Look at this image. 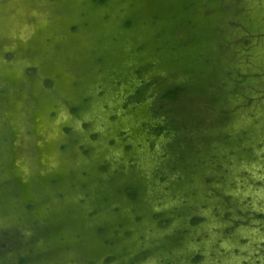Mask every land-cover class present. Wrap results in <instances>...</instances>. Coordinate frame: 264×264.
Returning <instances> with one entry per match:
<instances>
[{
  "label": "water",
  "instance_id": "water-1",
  "mask_svg": "<svg viewBox=\"0 0 264 264\" xmlns=\"http://www.w3.org/2000/svg\"><path fill=\"white\" fill-rule=\"evenodd\" d=\"M32 1L37 7L32 14H28L26 10L22 11L26 14L24 19L22 17L18 19L22 13L19 11V14L9 15L10 18L0 19L4 21L0 22V44L4 39L7 40L0 51V232L3 229L19 230L25 235L24 243L20 247L10 252L8 256L0 255V264H12L11 262L25 257V254L26 258H29L26 264H102L109 256L116 258L114 264H129L132 258L142 251L155 252L152 249L161 246L164 238L170 235L173 229L166 234H160L154 226L143 224L140 227L129 228L128 238L124 237L123 229L118 231L111 247L104 245V241L112 240V229L107 230L102 238L96 235V229L101 223L111 221L105 219L104 214L100 212L102 198L109 205V210L121 204L120 211L129 225L131 223L129 214L132 209L130 205L125 204L126 202L117 201L114 195L129 182V179L125 176L124 179L111 178L110 182L107 180L120 164L125 166L127 157L118 140L117 148H109L106 144L107 140L116 135V128L112 127L108 136L102 131L98 132V125L106 123L111 110L109 105L107 111L101 112L99 105L111 101L114 94L110 83L115 78L125 83L117 91V97L122 98L135 87L134 83L129 84V78L131 72L140 64L152 65L149 78L168 77L171 72L178 70L184 56L190 59L192 55L195 57L203 52L204 45L200 44L195 49L173 57L165 50L154 52L164 42V38H154L167 25V15L164 13L167 10L172 12L176 10L181 0H107L102 7H93L90 0ZM6 11L0 9V14ZM155 12L164 15L155 26H152L151 16ZM133 14L136 15L133 28L130 31L123 30L122 22ZM72 26L78 27L75 33L69 30ZM35 31L42 35L37 44L29 41ZM9 37L16 40L9 43ZM16 43L18 49L13 50L10 45ZM140 44H144L145 51L138 56L133 51ZM6 54H13V57L6 60ZM98 59L100 63L97 62ZM174 59H180L181 62L170 65V61ZM9 66L18 70L17 77H12L7 72ZM52 66L64 71L68 79L66 87L59 89L58 86L56 88L51 86V89L43 92L54 106L47 118L53 119L52 123L59 127L63 136L65 135L63 129L69 127L70 123L67 109L61 106L58 99L63 98L74 105L83 97H91L87 110L82 114L84 121L92 122L91 129L88 133H79V144L91 152L89 160L81 156L73 146L63 154L65 163L61 161L59 172L55 169L44 171L36 160L35 143H39L38 138L43 134L31 129L32 115L26 109L22 111L19 109V116L10 114L12 97L21 92L24 94L21 90H28L26 70L32 69L35 73L34 79L42 83L45 79L49 80L48 74L51 73L49 70ZM97 86L104 92L102 101L94 97V89ZM67 87V92H64ZM31 98L25 92V95L21 96V101L28 110H36ZM252 110L248 109L246 112L251 113ZM51 113L54 117L50 116ZM120 125L125 124L121 122ZM249 132L256 136L264 135L263 129L260 131L250 129ZM91 133H98L100 142L91 143L88 138V134ZM20 134L28 138L21 142ZM61 145V142L56 143L54 149L60 151ZM112 155H119L120 160L110 163ZM104 162L110 164L107 173L101 175L96 168ZM52 163L56 165L57 160ZM256 171L242 168L232 170L230 174L234 179L241 172L253 174L250 183L254 184L258 181L253 177ZM138 172L146 171L143 169ZM83 173L88 175L86 179L82 178ZM234 179L233 189L223 188L220 192L222 196H229L231 207L240 213L251 211L249 208L256 211L255 205H260L264 198V182L259 181L262 188L253 191L246 181L239 182ZM51 181L56 183L55 186H50ZM81 186H85L84 190ZM14 195L17 197L14 198ZM145 199L146 194L142 195V200L146 201ZM80 201H84V204L81 205ZM30 204L33 205V209L27 213L25 207ZM137 208L139 211L151 210L150 206L143 207L141 204L134 207L135 210ZM91 212H96V216L89 218L88 214ZM217 214L218 217L215 218L211 211L205 213L203 218L214 224L201 227L199 231L209 233L211 230H222V227L216 224L219 223L222 212L218 210ZM116 222L115 219L112 221ZM213 238H210V242L197 246L184 244L181 248L169 249L162 245L163 247L157 251V256L146 264H157L162 260H167L168 264H176L198 250L201 252L203 264H253L254 256H258L259 245L264 244V232L254 230H237L231 241L219 246L215 244ZM258 261L262 262L259 256Z\"/></svg>",
  "mask_w": 264,
  "mask_h": 264
},
{
  "label": "rangeland",
  "instance_id": "rangeland-1",
  "mask_svg": "<svg viewBox=\"0 0 264 264\" xmlns=\"http://www.w3.org/2000/svg\"><path fill=\"white\" fill-rule=\"evenodd\" d=\"M216 1L217 4L215 7L214 17L218 21V27L215 29V35L219 39V45L216 46L215 49H217L218 53H220L223 57L220 66L216 67V69L219 71V79L224 82L226 79V87L222 93L220 91L217 92V105H207L204 106L205 109L202 108L201 105L203 104L201 103L198 106L199 108L201 106L203 109L201 112L202 116H205L206 114V116H208V120L210 118V123L214 129L212 132V137L214 139H209V146H204L205 149L211 153L208 160H206V165L208 168L215 169L214 173H212L214 176L212 181L206 183L204 180H200L196 175H192L191 180L187 183L181 184L180 187L176 183L174 184V179L162 182H159V180L156 179L154 172L158 170L159 166L163 162L162 145L165 143V137L157 138L150 134L148 126L150 124L155 125L159 121V119H153L149 114V107L152 101L150 96L159 89V85L149 87L150 95L146 96L141 102L125 106L126 98L133 93L138 84V79L134 75L135 71L141 66L150 64H140L134 71L131 72L129 84L132 85L134 83L135 87L132 91L126 93L122 98L117 97V91L119 87L125 85V83H121L115 78L110 83L112 93L115 96L113 95L109 103L99 105L101 112L107 111L109 105L111 106V110L109 111L110 114L106 123L98 125V132L102 131L108 136V132L111 128H116V135H113L111 139L107 140L106 144L109 148L114 149L118 147L116 144V140H118L122 145L125 156L127 157L125 166L123 167L122 164H120L117 169L112 171L110 174L111 176L108 177L107 180L110 182L114 178L124 179L126 176L125 178L129 179L130 185L136 184V186H141V196H144L145 194L147 195V199H145L146 201L142 200L141 205L143 207L150 206L152 210H150L151 213L171 212L176 205L183 204V202L186 201L189 208H192L191 214L199 216L201 218V222L196 226H191L187 221L188 216L187 218L186 216L178 218V214H173V220L170 226L161 227L159 226L158 221L154 219V216L148 214L149 211L147 212L143 209L139 211L138 208L134 211V207L138 206L131 203L128 195L123 191V193H120L119 191L122 190L120 189L116 191L114 195L117 201H124L126 202L125 204L132 207L129 214L131 223L129 225L126 218L122 215V212L120 211L122 208L121 204L117 203L118 205L116 207L109 210V205L106 204L105 199L102 198L100 212L104 214L105 219H111V221L101 223V225L96 229V235L99 229H112V240H110V243L108 244H105L106 241H104V245L107 247L114 245L113 239L117 237L119 233L118 231L125 229L123 235L128 238L130 236L129 228L140 227L143 224L154 226L160 234H166L170 229H174L176 226L185 228L188 231V234L178 240L179 243L172 246V249L181 248L184 244L197 246L208 241L210 242L211 237H214L213 239L215 244L219 246L222 243L231 241L233 234L237 230H254L256 232H264V198L260 205H255L256 211H252V209L249 208L251 211H244L240 214L239 211H236L231 207L230 197H222V194L220 193L223 188H228L229 190L233 189L234 178L230 174V171L232 170H240L242 168L256 169L257 171L254 173L253 177L257 178L258 181H255L254 184L250 183L252 181L253 174L250 175L248 173L241 172L239 173V176L234 179H237L239 182L246 181L253 191H257L262 188L260 185L261 182L259 181L264 182L262 179L264 178V135L260 134L259 136H256L254 133L249 132L250 129L253 131L257 129H259V131L260 129L264 130V37L261 38L259 36L261 33H264V6L259 4L257 0ZM36 7L37 5H35V2L32 0H0L1 11L7 10L6 12L0 14V19L1 17H9V15L14 16L18 13V11L20 13L22 11L25 12L26 10L28 14H32ZM23 12L20 13L18 19H21V17L24 19L26 14ZM199 17L202 20L203 17L201 14ZM0 22L4 21L0 20ZM35 22H37V19ZM73 27L74 26H72L69 30L70 32L75 33L76 31L73 30ZM178 37L179 36L177 34L176 39ZM9 38V43H11V40H16L15 38ZM41 39L42 35L39 31H35L33 37L29 41L30 43L37 44ZM6 42L7 40L5 41L4 39L0 44V51ZM203 45L204 51L208 47V44L203 43ZM141 46H143V50L138 51V48ZM10 47L13 50L14 48L18 49L17 43L11 44ZM144 51V44H140L134 49L133 53L139 56L143 54ZM154 52H156V49ZM196 56L193 57L192 55L191 59H187L188 61L194 62L196 60ZM11 57H13V54L5 55L6 60H10ZM181 60L186 59L183 58ZM97 62L100 63V59H98ZM46 65L48 66L49 63H46ZM195 65H197V63H195ZM201 67H203V65ZM152 68H150L147 73L142 75V78L148 79V74ZM198 69H200V66ZM178 70L174 73L171 72L168 77H160L162 78L161 86L171 84L173 81L179 79V75H175ZM201 70H203V68ZM17 71V69L11 66L7 68V72H9L12 77L18 76ZM49 73L50 74L48 75L50 81L45 79L42 81V84L38 80L34 79L35 73L32 69L26 70V75L28 76L26 86L28 87V90H21L24 94L21 92L15 97H12L10 114L12 116H19V109H21V111L22 109H26V111L32 115L33 122L31 129L33 131H40V133L44 136L38 138L39 143H35L36 160L39 164H41L44 171L55 169L59 172L61 170L60 163L65 161L63 154L66 151L68 152V150L73 146L77 148L81 156H83L87 161L89 160L91 152L89 149L84 148L83 145L79 144V133H88L91 129L92 122L84 121L82 119V114L87 110L88 104L91 102V97H83L80 99L78 104L74 105L69 104L68 101L63 98L58 99L61 106L67 109V117L70 123L69 127L63 129L65 132V135L63 136L59 127L52 123L53 119L47 118L48 113L54 109V106L52 101L43 95V92L44 90L47 91V89H51V86L53 88L58 86L57 88L59 89L66 87L68 79L66 73L62 70L60 71L57 66H52ZM242 82H245V87L239 88V85L237 84ZM67 89L68 87L63 91L67 92ZM25 92L29 98L32 97L31 102L36 110H28L23 105L21 96H24ZM93 94L95 99L100 101L103 100L104 92L100 86H97L94 89ZM118 101H120V103H118ZM243 101L247 102L246 106L241 104ZM222 107H226L231 115V117L227 120L217 116ZM248 109L253 110L251 113L246 112ZM212 115H215V117H212ZM50 116L54 117V114L51 113ZM35 120H38V122L36 123ZM121 122H124L125 125H120ZM76 126H79V128ZM28 134L29 133H27V135ZM220 134L228 135L229 140H221V137H219ZM19 138L22 142L28 137L20 134ZM88 138L91 143L100 142L98 133L88 134ZM60 142L62 145L60 147V151L57 152L56 149H54V146L56 143L59 144ZM152 144L154 145L153 148ZM134 151L136 152L133 154ZM118 156L112 155L110 157V163L114 160L119 161L120 159ZM205 156H207V154ZM54 160H57L58 165H54L52 163ZM110 163L104 162L96 168V171L101 175L106 174ZM102 167H105V170H102ZM143 169H145L146 172H138ZM22 174L23 173H21V175ZM81 176L83 179H86L88 175L83 173ZM136 179H138V181ZM55 184L56 183L54 181L50 182L51 187L55 186ZM84 188L85 186H81L82 190H84ZM16 197L17 196L14 195V198ZM85 198L86 196H84V199ZM225 198H227V200H225ZM79 203L83 205L84 201H80ZM29 206H31L30 209ZM32 209L33 205L31 204L25 207V211L27 213L32 211ZM218 210L222 212V215L219 218V223L216 224L220 225L222 230H211L209 233L199 231L201 227H206L210 223L214 224V222H209L204 219L203 215L211 211L213 216L217 218ZM232 211H234L233 214L231 213ZM260 215H262L263 218H259ZM94 216H96V212L88 214L89 218H93ZM114 219L117 221L116 223H112ZM5 230L6 229H3L2 231ZM170 233H173V230H171ZM104 235L105 233L97 236L102 238ZM170 235L173 236L174 234ZM259 247L260 249L257 253L259 258L261 257L262 262L258 261V256L255 255L253 264H264V244H260ZM151 253H149L146 258L136 261L134 264H146L150 259H154L155 256H157V251ZM196 253L201 255V252L198 250L190 255V257ZM9 254V252L5 254L0 253L1 256H8ZM24 256V258H26V254ZM234 256H236V254ZM190 257L186 259L180 258L181 260L176 262V264H203L202 258L197 262H192L190 261ZM19 259L16 260V262L11 263L19 264ZM105 259L102 264H106ZM114 262L115 261H112L108 264H114ZM158 263L161 264V261L157 262V264Z\"/></svg>",
  "mask_w": 264,
  "mask_h": 264
},
{
  "label": "trees",
  "instance_id": "trees-1",
  "mask_svg": "<svg viewBox=\"0 0 264 264\" xmlns=\"http://www.w3.org/2000/svg\"><path fill=\"white\" fill-rule=\"evenodd\" d=\"M90 2L94 7H102L107 0H90ZM216 4V0H181L176 10L173 12L167 10L164 13L167 15V25L154 37L155 39L164 38V42L161 47L156 49V52L165 50L170 57H173L195 49L203 43L208 44V47L197 54L194 62L188 61V57L184 56L186 60L182 61V64L178 66V72L175 73V75H179V79L165 86H161L162 78L160 77L142 78V75L147 73L152 65L139 67L134 73L138 79V84L125 101V106L141 102L146 96L150 95L149 87L159 85V89L150 96L152 101L149 107V114L153 119H159V121L155 125L150 124L148 126L150 134L157 138L165 137V143L162 145L163 162L158 170L154 172L159 182L174 179V184L176 183L181 187V184L191 180L192 175H196L206 183L214 178L212 173L215 169L208 168L206 165V160H208L211 153L204 147L205 145L209 146V139H214L212 137L214 129L210 123V118L208 120V116L206 114L202 116L201 112L204 106L217 105V92L222 93L226 87V79L225 82L221 81L218 75L219 71L216 69L223 60L222 55L215 49L219 45V39L215 35V29L218 27V21L214 17ZM164 14L160 12L153 13L151 25L155 26ZM200 14L203 17L202 20L199 17ZM135 21V14L125 18L121 24L122 29L131 30ZM77 29V26L73 27V30L77 31ZM177 34L179 37L176 39ZM141 50H143V46L138 48V51ZM180 62V59H174L169 64L174 65ZM202 65L203 67H201ZM199 66L200 69H198ZM202 68L203 70H201ZM237 85H239V88H243L245 82ZM200 103L203 104L201 105L202 108L201 106L198 107ZM246 103L243 101L241 104L246 106ZM219 114L217 116L222 117L224 120L231 117L226 107H222ZM212 117H215V115H212ZM219 137L224 141L229 140V136L226 134H220ZM206 154L207 156H205ZM101 169L105 170V167ZM129 182L119 192L127 194L130 202L138 206L142 201V188L136 186V184L130 185ZM30 208L31 206H29ZM134 211L136 210L134 209ZM191 211L192 208H189L187 202L184 201L183 204L176 205L171 212L151 213L149 211L148 214L154 216L161 227L170 226L173 214H178V218L182 216L187 218L188 216V223L191 226H196L201 222V218L192 215ZM259 218H263V216L260 215ZM106 231L105 229H99L97 235H102ZM171 234H174V237L171 235L166 236L162 245L172 249V246L177 245L178 240L187 235L188 231L185 228L176 226ZM24 240L25 235L19 230L1 231L0 253L12 252L20 247ZM108 243L110 242H105V244ZM162 245L152 250L159 251L163 247ZM149 253L150 251L138 253L129 264H134L136 261L146 258ZM170 254L171 252L168 253V255ZM201 258V255L196 253L190 257V261L197 262ZM28 260L29 258H20L19 264H26ZM115 260V257L109 256L105 259V263L108 264ZM161 264H168V262L162 260Z\"/></svg>",
  "mask_w": 264,
  "mask_h": 264
},
{
  "label": "flooded vegetation",
  "instance_id": "flooded-vegetation-1",
  "mask_svg": "<svg viewBox=\"0 0 264 264\" xmlns=\"http://www.w3.org/2000/svg\"><path fill=\"white\" fill-rule=\"evenodd\" d=\"M259 2V4L263 5L264 6V0H257ZM261 38L264 37V33H261L259 35Z\"/></svg>",
  "mask_w": 264,
  "mask_h": 264
}]
</instances>
